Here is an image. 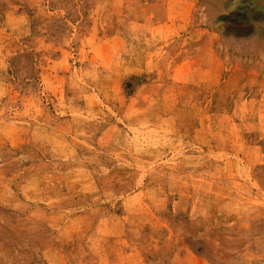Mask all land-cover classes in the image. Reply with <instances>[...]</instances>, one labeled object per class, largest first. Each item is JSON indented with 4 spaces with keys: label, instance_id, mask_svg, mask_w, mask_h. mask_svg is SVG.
Segmentation results:
<instances>
[{
    "label": "rangeland",
    "instance_id": "rangeland-1",
    "mask_svg": "<svg viewBox=\"0 0 264 264\" xmlns=\"http://www.w3.org/2000/svg\"><path fill=\"white\" fill-rule=\"evenodd\" d=\"M0 264H264V0H0Z\"/></svg>",
    "mask_w": 264,
    "mask_h": 264
}]
</instances>
